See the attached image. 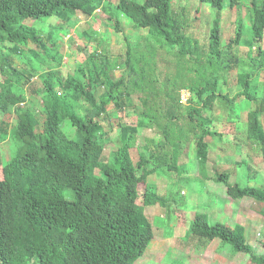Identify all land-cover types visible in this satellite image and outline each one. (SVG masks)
I'll list each match as a JSON object with an SVG mask.
<instances>
[{
  "label": "trees",
  "instance_id": "16d2710c",
  "mask_svg": "<svg viewBox=\"0 0 264 264\" xmlns=\"http://www.w3.org/2000/svg\"><path fill=\"white\" fill-rule=\"evenodd\" d=\"M199 1L216 11L225 7L223 0ZM242 1L228 0L227 6L232 9ZM105 7L106 0H0V112L4 115L0 145H13L8 158L0 156V264H133L153 238L151 223L136 204L137 185H145L152 174L176 171L180 143L193 141L196 161H207L205 139L213 134L216 102L231 111L238 101L254 103L246 115L244 138L259 145L264 156V80L253 86L251 81L264 71V0H248L247 38L237 22L234 37L222 45L215 20L205 46L185 34L183 21L171 12V0H119L115 15L148 29L149 38L155 37L164 49L168 60L163 80L156 73L155 50L148 49L144 59L132 57L135 39L126 35H122L125 55L116 61L96 49L87 52L92 39L79 34L84 39L78 47L83 53L78 67L82 79L58 74L59 29L51 25L41 35L25 21L53 17L72 27L78 23L77 14L103 19ZM105 20L115 34L123 32L113 13ZM235 46L246 49L242 64L246 69L237 72L240 91L230 97L221 85L226 84L225 74L241 66ZM21 50L34 58L44 54L42 72L24 74L15 67L14 55ZM120 64V75L115 77L113 70ZM32 79L40 83L39 89H33L41 97V125L23 89ZM181 90L188 93L184 104ZM126 109L140 120L133 124L129 115L121 116ZM63 122L71 135L62 131ZM142 127H155L161 134L155 150L148 148L150 140L136 146ZM112 131H118L114 139ZM109 143L115 145L99 167ZM213 181L225 185L230 199L258 202L264 215L261 188L232 184L225 173L216 174ZM142 203L163 206L166 200L147 186ZM189 232L219 239L234 252L264 264V256L255 255L244 236L224 224H208L196 215Z\"/></svg>",
  "mask_w": 264,
  "mask_h": 264
},
{
  "label": "rangeland",
  "instance_id": "374dc122",
  "mask_svg": "<svg viewBox=\"0 0 264 264\" xmlns=\"http://www.w3.org/2000/svg\"><path fill=\"white\" fill-rule=\"evenodd\" d=\"M118 1L106 0L105 11L107 12L102 14L103 19L97 16L86 18L77 14L78 23L72 27L67 26L68 24L62 25L60 20H52L53 17L36 22L26 20L25 23L31 25L41 35L46 34L51 25L59 29L58 41L61 46L59 49L61 60L60 66L55 71L63 77L70 74L78 80L82 79L78 67L82 61L83 53L79 52L78 47L84 44V39L80 40L78 35L87 33L92 39L88 42L87 52L96 49L102 55L106 54L110 59L116 58V61H120L126 51L122 35L135 39L134 46L130 51L132 57L144 59L147 50L153 48L155 50L156 73L159 81H162L166 71L165 63L168 60L164 55V49L156 44L158 42L155 37L149 38L148 29L137 28L124 15H115L114 6ZM135 1L142 3L144 0ZM223 3L225 5L223 10L216 11L199 0H171V12L177 13L175 16L185 25V34L197 39L200 46L206 45L209 28L215 20H218L220 24L222 45L234 37L237 22L243 25V38H247L250 29L248 28L250 24L248 0H243L232 9L227 6L228 0H223ZM108 5L111 7L110 11ZM109 13H113V16L120 22L123 32L119 35L115 34L106 23L105 19ZM77 29L79 30L78 34ZM132 39H130L131 42ZM233 52L239 59L238 65L241 66L225 74L226 84L221 85L227 89L225 91L230 97L240 91L236 84L237 72L246 69V66L242 65L246 63V49L235 46ZM10 56L13 57V55ZM14 56L16 58H14L13 64L24 74H29L33 70L42 72V65L47 61L44 54H39L34 58L28 50H21L19 55ZM58 59L59 57L56 58V60ZM121 68V64L114 68L115 77L120 75ZM262 80H264V71L253 76L252 86L256 81ZM31 81L32 83L23 89L26 90L28 100L33 103V111L41 125L44 119L41 113V97L33 89L34 87L39 89L40 83L38 79ZM32 89L35 92H32ZM187 97V91L181 90L180 100L183 104ZM253 104L244 100L238 101L231 111L216 102L211 126L213 134L206 136L205 139L208 146L207 161L205 163L196 161L193 141L180 143L176 171L152 174L147 177L145 185L141 183L137 185L136 204L141 206L143 213L150 221L153 238L146 251L133 264H258L251 260L249 255L234 252L230 245L219 239L200 238L189 232L190 223L194 217L202 215L208 224H224L233 229L236 234H242L246 243L252 247L254 254L264 256V215L259 210V203L250 198L230 199L226 194L225 185L213 181L216 174L225 173L228 176V181L232 184L248 185L261 188L264 191L263 152L259 145L249 140L245 142L244 138L246 115L249 110L254 109ZM181 112H184L183 109ZM126 114L129 115L133 124L140 120L131 109L120 113L121 116H126ZM1 119H4L2 112H0ZM103 127L107 130L108 124L104 123ZM61 129L66 135L72 133L71 128L65 122L62 123ZM117 133L118 131H112L110 137L114 139ZM147 140L153 141L147 143L148 148L155 150L154 143L162 140V136L155 127H142L136 146L146 144ZM114 145L115 143L105 145L99 167H102L109 159V153ZM12 152V144L0 145L1 157L8 158ZM147 186L150 191L164 196L166 203L163 206H143V189ZM240 226H243V232L240 231Z\"/></svg>",
  "mask_w": 264,
  "mask_h": 264
}]
</instances>
